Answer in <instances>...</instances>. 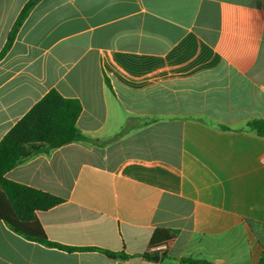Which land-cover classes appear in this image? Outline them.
<instances>
[{"label":"crops","instance_id":"obj_1","mask_svg":"<svg viewBox=\"0 0 264 264\" xmlns=\"http://www.w3.org/2000/svg\"><path fill=\"white\" fill-rule=\"evenodd\" d=\"M28 1L0 0V53ZM51 89L90 140L6 177L63 198L38 219L85 250L0 219V264H259L264 0H41L0 59V142Z\"/></svg>","mask_w":264,"mask_h":264},{"label":"trees","instance_id":"obj_2","mask_svg":"<svg viewBox=\"0 0 264 264\" xmlns=\"http://www.w3.org/2000/svg\"><path fill=\"white\" fill-rule=\"evenodd\" d=\"M41 0L28 1L0 53H7L31 10ZM111 88L109 79H106ZM82 112L78 99L66 98L51 89L26 113L0 142V219L15 233L27 240L67 250H85L60 245L48 239L37 212L46 211L64 201L54 194L9 180L6 173L29 158L49 152L76 141H89L77 127ZM248 127L264 136V120L252 121ZM107 252V251H104ZM115 256V253L107 252ZM190 264H210L204 261L186 260ZM264 264V252L259 261Z\"/></svg>","mask_w":264,"mask_h":264}]
</instances>
